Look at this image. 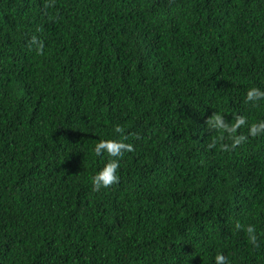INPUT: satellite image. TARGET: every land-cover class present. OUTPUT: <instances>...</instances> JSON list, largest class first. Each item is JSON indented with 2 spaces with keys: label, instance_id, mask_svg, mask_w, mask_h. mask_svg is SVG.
Returning a JSON list of instances; mask_svg holds the SVG:
<instances>
[{
  "label": "trees",
  "instance_id": "1",
  "mask_svg": "<svg viewBox=\"0 0 264 264\" xmlns=\"http://www.w3.org/2000/svg\"><path fill=\"white\" fill-rule=\"evenodd\" d=\"M252 87L264 0H0V264H264Z\"/></svg>",
  "mask_w": 264,
  "mask_h": 264
},
{
  "label": "clouds",
  "instance_id": "2",
  "mask_svg": "<svg viewBox=\"0 0 264 264\" xmlns=\"http://www.w3.org/2000/svg\"><path fill=\"white\" fill-rule=\"evenodd\" d=\"M246 100L251 102L264 100V90L256 87L249 88L246 92ZM206 123L210 128L226 132L232 138L233 146L239 145L246 139L243 135H236L237 129L246 124V119L243 116L237 117L233 123H225L222 120L221 114H213L207 119ZM121 131L122 129L117 127L116 132L119 133ZM248 133L251 136L264 134V121L249 124ZM131 150L132 145L126 144L122 140H102L95 145L97 155L107 153L113 159H110L93 177L94 190H98L101 187L106 188L119 180V176L117 175L119 161L115 158L120 157L124 151ZM247 234L248 241L254 246L257 245V232L253 225L247 227ZM214 259L215 264H228L227 258L223 254H217Z\"/></svg>",
  "mask_w": 264,
  "mask_h": 264
}]
</instances>
